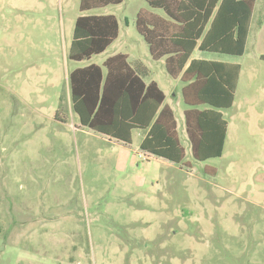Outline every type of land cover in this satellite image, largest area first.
I'll use <instances>...</instances> for the list:
<instances>
[{
	"label": "rangeland",
	"instance_id": "1",
	"mask_svg": "<svg viewBox=\"0 0 264 264\" xmlns=\"http://www.w3.org/2000/svg\"><path fill=\"white\" fill-rule=\"evenodd\" d=\"M78 5L0 0V264H264V59L252 30L242 56L192 54L241 67L223 154L196 160L183 83L135 28L139 9L162 11L123 0L86 12L114 14L119 35L73 61ZM118 52L165 91L189 166L142 151L140 129L124 144L80 126L68 73Z\"/></svg>",
	"mask_w": 264,
	"mask_h": 264
},
{
	"label": "trees",
	"instance_id": "2",
	"mask_svg": "<svg viewBox=\"0 0 264 264\" xmlns=\"http://www.w3.org/2000/svg\"><path fill=\"white\" fill-rule=\"evenodd\" d=\"M122 1L79 0L69 60L90 59L118 37L114 14L86 12ZM145 1L162 14L139 9L135 28L147 43L150 57L164 58L167 74L183 83L184 127L191 154L196 160L221 156L228 130L221 110L233 104L240 65L190 57L195 49L243 55L255 0ZM146 72L141 65L132 67L122 52L101 64L76 67L67 76L71 109L81 127L124 144L131 143L134 129H140L142 151L189 166L174 111L164 102L165 92L157 82L143 80Z\"/></svg>",
	"mask_w": 264,
	"mask_h": 264
},
{
	"label": "crops",
	"instance_id": "3",
	"mask_svg": "<svg viewBox=\"0 0 264 264\" xmlns=\"http://www.w3.org/2000/svg\"><path fill=\"white\" fill-rule=\"evenodd\" d=\"M250 30H252V34H253V39H252V49L254 50V52L257 55H264V0H255L254 3V7H253V11H252V16H251V20H250V27H249V31H248V36H247V40H246V45H245V50H246V46H247V42H248V37H249V33ZM112 44V43H111ZM110 44V45H111ZM109 45V46H110ZM108 48V47H107ZM106 48V49H107ZM105 49V50H106ZM104 50V51H105ZM198 50V49H197ZM200 51V50H199ZM194 52V51H193ZM192 52V54H193ZM245 53V51H244ZM192 54L190 59L192 58ZM113 55V54H112ZM110 56V55H109ZM242 56V55H241ZM108 57V56H107ZM152 59V58H151ZM263 59V58H261ZM159 60H163V64H164V58H161ZM240 72H241V67H240ZM239 77H240V73H239ZM239 77H238V81H239ZM179 79V78H176ZM154 80V79H151ZM180 80V79H179ZM158 84V83H157ZM159 85V84H158ZM237 86H238V82H237ZM160 87V86H159ZM161 88V87H160ZM237 89V87H236ZM164 91V90H163ZM165 92V91H164ZM166 95V93H165ZM235 97V95H234ZM166 101V98H165ZM164 101V102H165ZM166 103V102H165ZM234 103V100H233ZM168 104V103H167ZM233 106V104H232ZM231 106V107H232ZM230 107V108H231ZM228 109V108H227ZM222 111V110H221ZM224 116V115H223ZM228 121V120H227ZM228 125H229V121H228ZM228 131V130H227ZM133 133V132H132ZM144 136V134H143ZM147 153V152H146ZM149 154V153H147ZM151 155V154H150Z\"/></svg>",
	"mask_w": 264,
	"mask_h": 264
}]
</instances>
